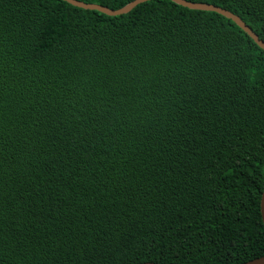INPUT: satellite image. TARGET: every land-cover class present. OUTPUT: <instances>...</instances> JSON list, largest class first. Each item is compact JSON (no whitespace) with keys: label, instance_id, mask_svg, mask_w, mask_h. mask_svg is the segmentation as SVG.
<instances>
[{"label":"trees","instance_id":"16d2710c","mask_svg":"<svg viewBox=\"0 0 264 264\" xmlns=\"http://www.w3.org/2000/svg\"><path fill=\"white\" fill-rule=\"evenodd\" d=\"M186 1L264 41V0ZM263 193L264 50L234 22L0 0V264H246Z\"/></svg>","mask_w":264,"mask_h":264},{"label":"water","instance_id":"95a60500","mask_svg":"<svg viewBox=\"0 0 264 264\" xmlns=\"http://www.w3.org/2000/svg\"><path fill=\"white\" fill-rule=\"evenodd\" d=\"M62 1L67 2L68 4L76 8H80L83 10H89V11H97V12H100L110 17H118V16L127 15L131 13L134 9H136L139 5L152 1V0H135L129 5L119 10H111L101 5L87 4V3H84L78 0H62ZM169 1H172L176 3L177 5H180L190 10L217 13L231 20L240 29H242L262 50H264V41H262L259 38V36L249 26H247V24L239 16L233 14L232 12L216 7V6H213V5H209V4L194 3V2H189L186 0H169ZM261 208H262V216H263V222H264V193L262 197ZM145 264H154V263H145ZM246 264H264V257L250 261Z\"/></svg>","mask_w":264,"mask_h":264}]
</instances>
